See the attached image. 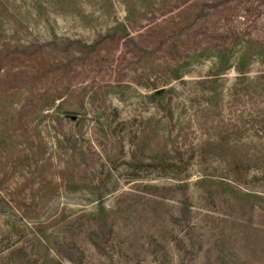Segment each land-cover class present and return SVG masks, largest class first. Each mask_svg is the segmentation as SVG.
<instances>
[{
	"label": "rangeland",
	"instance_id": "374dc122",
	"mask_svg": "<svg viewBox=\"0 0 264 264\" xmlns=\"http://www.w3.org/2000/svg\"><path fill=\"white\" fill-rule=\"evenodd\" d=\"M191 6L0 0V264H264V24Z\"/></svg>",
	"mask_w": 264,
	"mask_h": 264
},
{
	"label": "trees",
	"instance_id": "16d2710c",
	"mask_svg": "<svg viewBox=\"0 0 264 264\" xmlns=\"http://www.w3.org/2000/svg\"><path fill=\"white\" fill-rule=\"evenodd\" d=\"M193 4H200V9L197 13H195V9L197 7H188L185 8L188 11H192L193 14L189 15V13L184 9H179L177 15H171L172 25L175 27L171 28L170 33H166L163 31H154L153 34L154 39H158L163 37L167 38V34H170L171 37H179V35L185 36L186 29H192L197 27L198 22H202V26L207 27V32H218L220 35V40L223 38L227 39H235V32L238 33L244 27H252L257 25H262L264 22V7L260 9H251L248 6H242L240 3L246 2V0H190ZM264 5V1L262 2ZM197 10V9H196ZM244 12L245 15H241ZM258 12V13H256ZM195 13V14H194ZM184 14V15H183ZM262 17L263 19L259 18ZM169 22V20H166ZM229 34L232 36L229 37ZM163 35V36H161ZM205 36V35H202ZM157 41H162V39H158ZM202 42H196L191 44V49H198ZM227 45V44H225ZM177 51H179V47L173 45ZM264 78V74L260 76V78ZM178 78V77H176ZM131 195L129 193H124L122 196Z\"/></svg>",
	"mask_w": 264,
	"mask_h": 264
}]
</instances>
